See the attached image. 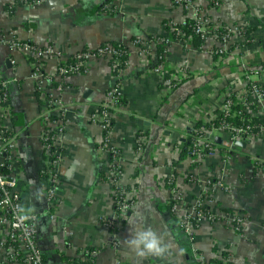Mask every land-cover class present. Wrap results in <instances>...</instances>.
Wrapping results in <instances>:
<instances>
[{"label":"crops","instance_id":"obj_1","mask_svg":"<svg viewBox=\"0 0 264 264\" xmlns=\"http://www.w3.org/2000/svg\"><path fill=\"white\" fill-rule=\"evenodd\" d=\"M194 1L204 7L210 27L223 24L246 29L241 37L231 36L224 56L214 59L204 54L203 43L188 52L179 44L167 47L159 42L168 33V20L184 16L171 0H50L30 5L0 0V38L13 32L22 40L53 44L65 56L101 44L127 48L120 76L114 74L110 62L97 58L90 60L87 74L68 78L69 92L63 99L71 112L59 148L56 197L49 202L48 183L41 173L48 164L40 140L42 102L29 77L33 58L0 42V68L7 58L11 62L10 68L0 71V79L9 80L7 98H0V126L16 137L13 177L23 190L25 210L38 217L37 244L46 264H197L190 241L173 223L166 201L164 180L170 174L175 175L187 201L194 202L202 192L213 200L209 207L215 213H240L244 218L240 231L219 219L201 223L195 240L207 261L230 247L231 264H264V132L230 150L220 138L215 141V153L203 161L194 162L188 152L181 153L196 123L204 124L202 116L213 109L214 97L225 93L224 83L238 76L264 85V0ZM157 42L164 48L161 66L169 78L184 68L185 77L170 94L160 88L153 74L143 75L150 61L141 47H151L156 52L151 61L157 63ZM112 85L121 89L125 98L121 107L130 113L114 121L112 132L123 155L121 185L133 199L114 235L106 226L115 212L112 182L104 174L107 158L96 148L99 129L84 116ZM184 96L186 104L178 106V98L183 102ZM195 110L201 115H190ZM166 127L175 130L172 137L164 131ZM139 141L141 151H137ZM253 157L260 166L253 167ZM189 173L195 179L184 177ZM219 179L223 187H212ZM148 227L163 235L169 245L165 257H140L127 245L132 231ZM4 238L0 227V264H17L7 258ZM86 249L97 251L89 263L83 261Z\"/></svg>","mask_w":264,"mask_h":264},{"label":"built area","instance_id":"obj_2","mask_svg":"<svg viewBox=\"0 0 264 264\" xmlns=\"http://www.w3.org/2000/svg\"><path fill=\"white\" fill-rule=\"evenodd\" d=\"M24 5L40 4L50 0H19ZM171 4L175 7H184V10L191 15L197 17L188 18L194 20L193 30L204 39V27H208L213 36L216 37L218 44L228 46L231 43V36L234 34L233 28L218 24L210 27L209 19L205 15L203 19L199 18L198 7L193 0H171ZM185 22V21H184ZM180 22V23H184ZM178 24V23H177ZM169 26L167 32L176 36L179 40V35H183L180 30H176V25ZM169 24H167L168 26ZM235 28V27H234ZM237 28V27H236ZM225 30L223 35H220L216 30ZM236 31V29H235ZM175 32V34L173 33ZM238 36H242L243 31L237 28ZM167 37V36H166ZM165 38V37H164ZM160 39L159 42L165 46ZM184 38V37H183ZM171 40H173L170 37ZM192 43L191 37L184 38ZM0 42L9 48L19 49L24 54L33 58V67L30 73V78L34 82V89L37 92L40 101L42 102V111L38 115V119L44 124L43 130L40 133V140L43 148L48 156V164L43 168L42 174L46 182V196L49 202L55 200L56 189L58 188L59 175L57 174V166L61 163V154L59 148L61 146V138L56 130L61 132L62 128L68 125V114L71 112L69 105L64 102V95L69 90L67 88V80L72 75H84L88 70V62L91 59L102 58L110 62L112 70L119 64L116 56L118 52L109 44H101L91 48H83L71 56H65L64 52L57 46L48 43H37L30 40H22L17 38L13 32H5L0 38ZM138 42V41H136ZM201 48V47H200ZM225 49L213 46L211 54L224 56ZM161 66V64H157ZM185 77L184 71H178L174 75L173 80L167 82V85L174 88L175 82L180 83ZM9 80L0 79V98L6 100L7 87ZM237 85H239L237 87ZM123 96L118 86H109L103 93L102 100L97 104V108L91 107L86 112V118L97 123L100 131L99 144L101 148L108 153H115V148L112 146V128L115 115L110 114V109H117L119 105V97ZM85 114V113H84ZM222 116L221 119L214 121ZM227 117L236 118L238 121L233 122L227 120ZM258 120V121H255ZM196 138L193 140V147L188 150V158L192 161H203L212 153H215L216 142L215 137L221 136L225 140L227 148L236 147L235 142L248 143L264 132V85L252 80L245 79L233 83L230 88L225 87V93L218 98V102L214 104L207 120L204 121L198 129ZM16 137H14L5 127L0 126V227L4 231L5 238L1 242L6 248V256L17 264H46L41 250L37 244V215L25 210L23 205V190L19 187L16 179L13 177L16 167L14 150ZM137 151H141L140 142L137 145ZM113 156L112 154H110ZM225 157H230L225 154ZM198 158V159H197ZM109 160L113 161L110 157ZM226 160V159H225ZM253 167L260 166L256 157L250 160ZM118 168L114 167L109 178L112 182V200L115 207V212L106 220L107 228L111 229L114 235L118 228L119 222L125 217V214L130 211L133 205V199L128 194V191L121 185L120 174ZM191 179L195 176L191 173L185 175ZM166 179L168 198L167 203L170 205L173 216H177V223L185 232L190 241L191 254L198 264H210L205 255L195 240V231L204 221H212L219 219L227 223L235 231L241 230L243 216L240 213L223 214L210 211V203L213 200L205 193L197 195L194 202H189L182 196V192L176 184L173 176H168ZM198 180V179H196ZM202 180V179H201ZM200 180V181H201ZM206 182L209 183V180ZM215 186L223 187L221 179L216 181ZM175 218V217H174ZM6 242H10L6 245ZM230 251V252H229ZM83 261L89 260L97 251L86 249L83 251ZM224 253V255H223ZM215 255L222 264H231L229 262L231 256V248L228 247L225 252ZM71 261H73L71 259ZM87 261H85L86 263ZM118 264V261L116 262Z\"/></svg>","mask_w":264,"mask_h":264},{"label":"rangeland","instance_id":"obj_3","mask_svg":"<svg viewBox=\"0 0 264 264\" xmlns=\"http://www.w3.org/2000/svg\"><path fill=\"white\" fill-rule=\"evenodd\" d=\"M19 1V0H18ZM48 2V1H47ZM193 2H195L194 0H193ZM19 3L20 4H22V5H24L23 3H21L20 1H19ZM45 3V2H44ZM44 3H40V4H44ZM196 3V6L198 7V10H199V14L201 15V16H198L199 18H201V19H203L204 20V18H202V16L203 15H205L206 17H208V19H209V22H211L210 21V17L209 16H207V14L205 13V10H204V7L200 4V3H197V2H195ZM177 9H179L180 11H183V14H184V16H180L179 17V19H169L168 21L169 22H167V24H169L168 26H173V24H177V23H180V22H184V21H186L188 18H194V17H197L196 15H191L190 13L188 14L185 10H184V7H177ZM229 27V29L230 28H233V32H234V34L235 33H237L236 31H237V28L235 27V26H228ZM235 27V28H234ZM241 29V31H243V33H244V31H246V29H244L243 27H241V26H239ZM205 29V31H204V39H203V49H201L202 50V52L204 53V54H208V55H212L211 54V50H212V47L213 46H217V47H219V48H222V49H225V51L227 50V48H228V46H223V45H219L218 44V41H217V39H216V37H214L213 36V34H212V32H211V30L208 28V27H204L203 28V30ZM235 29H236V31H235ZM231 30V29H230ZM167 36V37H166ZM166 36H165V38H164V40L162 41L164 44H166L167 45V47H169L170 45H172V44H179V46L182 48V49H185L186 51H188V52H194V51H196V49L193 47V45L191 44V42L189 41V40H185L183 37L184 36H182V35H179L178 37H179V40H177L176 39V36H174V35H171V34H169V33H166ZM170 37L173 39V40H171L170 39ZM146 39L147 38H145V39H143V40H145L146 41ZM224 51V52H225ZM141 52L143 53V54H145V56L148 58L147 60L148 61H150V63H151V65H150V63L148 62V67H146L145 68V70H144V72H143V75H145L146 73H149V74H153V76L155 77V79H157L158 80V83H159V85H160V88H162V86L163 87H165V89L167 90V93L169 92V94L170 93H172V91H173V88H172V86H171V84L170 85H167V82L169 81V79L172 81L173 80V78H174V76H172V78H169V76L167 75V72L165 71V69L163 68V66H157V63H156V59L155 60H152L151 61V54H153V56H155V54H156V52H154L152 49H151V47L149 48L148 47V45H145L144 47H141ZM155 58V57H154ZM90 62V61H89ZM89 62H88V65H89ZM186 63V62H185ZM241 63V65H245V62H240ZM150 65V66H149ZM185 66V65H184ZM89 66H88V70H87V72H86V74L88 73V71H89ZM183 69L184 68H181L180 67V71H183ZM175 70H178L177 69V67L175 68ZM111 71V69H110V67H109V72ZM120 74H119V76L122 74V72H119ZM113 80H114V78H113ZM238 81H242V79H238V76H235V79L233 80V82H231L230 81V83H229V81H228V83H224L225 84V87L226 88H230L231 87V85L233 84V83H236V82H238ZM175 84H176V87L180 84V83H178V82H175ZM223 84V85H224ZM222 86V85H221ZM239 85H237V87H238ZM224 88V87H223ZM121 90V89H120ZM219 93H217V95H216V98L214 97V99H215V102H218V98H219ZM220 97H222V94H220ZM187 96H184L181 100L183 101V102H181L180 101V98H178V100H179V102L177 101V105L178 106H180V105H182V104H186V102H187ZM98 104V103H97ZM97 104L96 105H93L92 107H94V108H97L96 106H97ZM216 104V103H215ZM89 110H90V108H88ZM88 109L85 111V114H84V116H85V118L87 117L86 116V112L88 111ZM110 114L111 115H115V117L113 118L114 120H118L119 119V116L120 115H122V114H130L129 112H127L126 110H125V108H122V107H119V108H115V109H110ZM201 112H198V111H191L190 112V115H197V116H200L201 114H200ZM207 114V113H206ZM208 115L209 114H207V115H204V116H202V118H204L203 120L204 121H206L207 119V117H208ZM130 116H132V114L130 115ZM169 117V114H168V116H167V118ZM173 117H176V116H173ZM206 117V118H205ZM165 119L166 118H164L163 119V121H165ZM179 119V118H178ZM178 119H176V120H178ZM86 120L89 122V123H91V124H93V125H95V126H97L98 124L97 123H95V122H93L92 120H88L87 118H86ZM169 122V121H168ZM174 123V122H173ZM165 125V124H164ZM175 125V124H174ZM97 128H98V126H97ZM60 129V128H59ZM59 129H57L56 131L57 132H59L58 134L60 135V137L59 138H61V141H62V137H63V135H64V133H65V126L62 128V130H61V132L59 131ZM165 130L164 131H166V133H167V131H168V133L167 134H169V136H173L174 134H175V130L174 129H170V128H164ZM165 133V134H166ZM112 139H111V141H112V146L115 148V153H108L105 149H103V148H101V146H100V144H99V140H98V143H97V146H96V148H97V150L99 151V152H101L102 154H104L105 156H106V158H107V161H106V163H105V170H104V174H105V177H106V179L108 180L110 177H111V172L113 171V169H114V167L117 169L118 168V170H119V174H120V177H121V173H122V168H121V166H122V161H123V155H122V153H121V151H120V149H119V147H118V145L116 144V142L114 141V138H113V132H112V137H111ZM216 138V137H215ZM223 139V141L225 140L223 137H221V136H219V139ZM140 142V141H139ZM139 142H137L136 144L138 145L139 144ZM140 145H141V142H140ZM141 150H142V145H141ZM60 154H61V152H60ZM110 154H112L113 156H111ZM110 157H112L113 158V161L112 160H109V158ZM230 157H225V159L227 160V159H229ZM198 159V158H197ZM194 162H198V161H194ZM59 166L60 165H58L57 166V174L59 175ZM171 176H173L174 178H175V175H172V174H170ZM169 175V176H170ZM167 178V177H166ZM165 178V180H164V182L166 183V180H168V179H166ZM120 180H121V178H119ZM110 180V179H109ZM57 190V189H56ZM55 197H56V195H55ZM167 201V200H166ZM132 208V207H131ZM210 211H211V208H210ZM177 216H179V213L178 212H176V216H174L173 217V223H175L176 224V227H177V229L181 232V233H183V235L184 236H186L187 237V235L185 234V232L180 228V226H179V224L177 223ZM201 225V224H200ZM195 234H196V231H195ZM188 238V237H187ZM197 243V242H196Z\"/></svg>","mask_w":264,"mask_h":264},{"label":"trees","instance_id":"obj_4","mask_svg":"<svg viewBox=\"0 0 264 264\" xmlns=\"http://www.w3.org/2000/svg\"><path fill=\"white\" fill-rule=\"evenodd\" d=\"M107 1H109V0H107ZM193 25H194V20L193 19L192 20L191 19L190 20L187 19L184 23H178L175 27H176V30L178 29V30H180L183 33L184 38L191 37L194 47L200 48L201 43H202V39L200 38V35L197 34L193 30V28H192ZM166 28L169 29V26H166ZM216 32L219 33L220 35H223L226 31L222 30V29H219V30H216ZM173 33L175 34V32H173ZM112 45H113V48L118 52V55L116 57L118 59L119 64L117 65V67H115L113 69L114 74L118 75L119 72L122 70V68L125 65V62H126V59H127V48H125L124 46H122L120 44L112 43ZM156 46H157V52H158V54H157V56H158L157 64L160 65L161 62L164 59V56H163L164 48L162 46H160V44L158 42H157ZM213 56H214V59L217 58L216 54H214ZM124 102H125L124 96L119 97V105H123ZM221 117L222 116H218V118L214 121V123L217 124V121L219 119H221ZM226 119L227 120H231L233 122H237L238 121L236 118H232V117L231 118L227 117ZM255 121H258V120H255ZM201 125H202L201 122H197L195 127L198 129ZM196 128L194 130H196ZM196 135H198V133L194 132V131L189 134V137L187 138V142H185V146H184L183 150L181 151L182 155L184 153H187L188 150L193 147V140L196 138ZM9 243L6 242V245H8ZM223 255H224V253H223ZM75 264H82V263L81 262L80 263L79 262H75ZM210 264H222V263H221V261L218 258H212V259H210Z\"/></svg>","mask_w":264,"mask_h":264},{"label":"clouds","instance_id":"obj_5","mask_svg":"<svg viewBox=\"0 0 264 264\" xmlns=\"http://www.w3.org/2000/svg\"><path fill=\"white\" fill-rule=\"evenodd\" d=\"M126 243L140 257L163 258L169 250L163 235L158 234L151 227L132 231L131 238L127 239Z\"/></svg>","mask_w":264,"mask_h":264},{"label":"water","instance_id":"obj_6","mask_svg":"<svg viewBox=\"0 0 264 264\" xmlns=\"http://www.w3.org/2000/svg\"><path fill=\"white\" fill-rule=\"evenodd\" d=\"M11 67V62H10V59L7 58L4 62V64L1 66L0 68V71L1 72H4L7 68H10ZM84 94L86 95L87 94V89L84 90ZM215 141H219V138L216 137L215 138ZM235 145L236 146H244L243 142H235Z\"/></svg>","mask_w":264,"mask_h":264},{"label":"bare ground","instance_id":"obj_7","mask_svg":"<svg viewBox=\"0 0 264 264\" xmlns=\"http://www.w3.org/2000/svg\"><path fill=\"white\" fill-rule=\"evenodd\" d=\"M198 186V185H197Z\"/></svg>","mask_w":264,"mask_h":264}]
</instances>
